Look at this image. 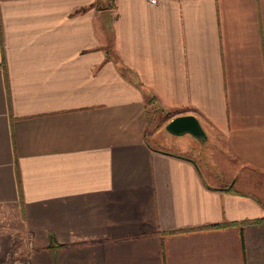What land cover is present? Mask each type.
Listing matches in <instances>:
<instances>
[{"label": "crops", "instance_id": "0c3cea01", "mask_svg": "<svg viewBox=\"0 0 264 264\" xmlns=\"http://www.w3.org/2000/svg\"><path fill=\"white\" fill-rule=\"evenodd\" d=\"M100 1L0 0V264H264V0Z\"/></svg>", "mask_w": 264, "mask_h": 264}, {"label": "water", "instance_id": "95a60500", "mask_svg": "<svg viewBox=\"0 0 264 264\" xmlns=\"http://www.w3.org/2000/svg\"><path fill=\"white\" fill-rule=\"evenodd\" d=\"M165 129L175 135L189 133L195 137L204 136L198 119L191 114L177 115L171 118L165 125Z\"/></svg>", "mask_w": 264, "mask_h": 264}, {"label": "rangeland", "instance_id": "374dc122", "mask_svg": "<svg viewBox=\"0 0 264 264\" xmlns=\"http://www.w3.org/2000/svg\"><path fill=\"white\" fill-rule=\"evenodd\" d=\"M102 2V1H100ZM99 2V3H100ZM109 4V0H108ZM101 5V4H98ZM170 113L164 111L163 109L157 108V104L154 100H148L147 102V120L149 126H160L161 128L164 126L165 122L167 121ZM8 244L2 243L0 240V258L2 257V251L7 250Z\"/></svg>", "mask_w": 264, "mask_h": 264}, {"label": "trees", "instance_id": "16d2710c", "mask_svg": "<svg viewBox=\"0 0 264 264\" xmlns=\"http://www.w3.org/2000/svg\"><path fill=\"white\" fill-rule=\"evenodd\" d=\"M99 2H100V0H99ZM99 4H101V3H99ZM102 5V4H101ZM154 100V96L151 94V93H149L148 95H147V102H148V100ZM254 222H260V221H264V217H262V218H258V219H256V220H253ZM246 221H241L240 222V224H243V223H245ZM221 225H224V223H221V224H212V225H209V227H218V226H221Z\"/></svg>", "mask_w": 264, "mask_h": 264}, {"label": "built area", "instance_id": "2783aa9c", "mask_svg": "<svg viewBox=\"0 0 264 264\" xmlns=\"http://www.w3.org/2000/svg\"><path fill=\"white\" fill-rule=\"evenodd\" d=\"M149 1L154 3V2H156L157 0H149Z\"/></svg>", "mask_w": 264, "mask_h": 264}]
</instances>
